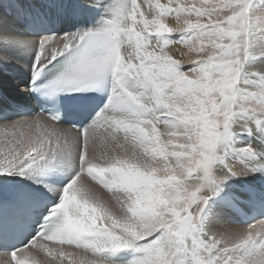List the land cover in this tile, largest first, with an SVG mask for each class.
I'll use <instances>...</instances> for the list:
<instances>
[{"label":"snow or ice","instance_id":"6c2138e0","mask_svg":"<svg viewBox=\"0 0 264 264\" xmlns=\"http://www.w3.org/2000/svg\"><path fill=\"white\" fill-rule=\"evenodd\" d=\"M251 3L169 0L164 6L148 0L145 7L137 0H120L99 30L40 41L37 79L48 63L75 50L57 87L96 84L111 75L112 93L106 111L79 136L49 117L0 126V173L24 175L35 165L52 166L77 152L81 164L44 230L11 253L6 264H100L97 254L129 248L144 254L141 264H174L177 251L189 242L195 245L194 225L207 203L200 193L208 187L215 195L223 179L212 174L218 147L232 137L235 123H241V131L264 124V75L248 82L251 88L241 86ZM173 12L175 28L165 23ZM172 34L184 38L173 42L168 39ZM17 43L18 38L0 33V45ZM176 45L199 58H176ZM185 63L192 66L187 72L182 71ZM206 108L210 128L201 138L199 165L182 179L191 198L159 210L157 188L131 172L128 162L147 172H167L172 168L168 154L155 145H174L181 136L191 139L195 132L185 117ZM200 172L204 183L193 186L190 181ZM73 238H87L84 252L65 249ZM145 240L151 242L141 245ZM191 264H264V234L250 228L241 242L213 234Z\"/></svg>","mask_w":264,"mask_h":264},{"label":"bare ground","instance_id":"6f19581e","mask_svg":"<svg viewBox=\"0 0 264 264\" xmlns=\"http://www.w3.org/2000/svg\"><path fill=\"white\" fill-rule=\"evenodd\" d=\"M119 2L120 0H0V33L18 38L21 41V43L17 44L0 45V86L5 90L7 96L18 103L28 100V84L32 76L33 67L37 64L39 56V43L41 40L48 37L63 38L65 36H79L90 31H97L103 26L104 21L111 18L113 8ZM147 2L148 0H137V3L143 4L145 7ZM151 2L155 4V0H151ZM168 4L169 0H163L162 5L168 6ZM77 7L83 9L85 15L93 23V27H82L77 23L75 20V8ZM102 13H106V17H102ZM36 21L39 22L36 23ZM161 28H165V25L162 24ZM174 38V34L168 37L170 41H173ZM181 40L182 39H179V42ZM175 51L176 53L174 54L176 55V58H178L179 51L177 48ZM180 51L186 55L185 61L189 57L192 59L196 58L194 52L182 45H180ZM250 65L253 66V69L264 72V60H256L252 63L250 62ZM9 110L10 108L8 102L6 100H0V118L4 120L3 122L0 121V126L11 125L24 120H32L37 117H45L43 115H35L32 118L11 116L10 112H8ZM252 124L249 131L234 129L235 131H233V135L227 143H222L220 145L221 150L224 151L220 162L234 171H239L244 177H247V175H254L256 183L261 184L264 188V177L259 176V174L264 176V157H257V151H246V149H250V147H252L250 144L252 142H255L258 146H260V144L264 146V124ZM57 125L62 129L73 130L66 125ZM74 132L77 136L81 134L75 130ZM235 133H237V135H235ZM161 139L165 140L164 137ZM255 139L258 141L256 142ZM2 141L3 136L0 134V142ZM167 146L168 145L163 143H157L155 145L157 149L163 148L164 152L168 154V162L175 168H178V174L183 179V176L187 171L186 169H188V167L186 168L187 164L182 162L179 163V161L173 157V154L167 152ZM163 159V156H157V160L159 162H163ZM250 163L253 164L258 171L255 172L253 168H251L252 165ZM128 167L134 174L145 176L152 181V186L157 188L155 197H158L159 192L163 190V186L172 185L178 182L177 179L171 177L169 170L167 172H147L144 168L135 164L133 161L128 162ZM80 168L81 164L79 161V153L77 152L69 160L58 162L52 166H44L43 164L35 165L24 175L7 173H0V175L16 178L24 189L34 193L35 195L40 197L56 198L58 197L62 186L71 178L75 177L79 173ZM54 174L60 177L59 184H54L50 181V178L54 176ZM160 176H163V178L159 179ZM193 178L198 180H191V184L194 183V185L196 184L195 186L201 185L202 182L196 181H199L202 177L193 176ZM183 196L179 198L173 197L175 199L174 201H176V205L184 200ZM257 197L264 198V192H258ZM240 198L241 196L238 197V199ZM155 199L156 201L158 200L157 198ZM232 199L233 198L231 197L219 200V202L224 204L225 207H222L219 203V206L221 207L218 206V209L215 210L214 213L210 211V215L216 217H214L215 222L211 224L215 225L217 223L219 225V230H216L218 237H223L226 240L241 242V240L247 236L250 228H243L242 226H239L238 218L235 215L237 212V205L231 209L229 206ZM167 204L169 209L173 208L170 202L167 201ZM252 213L264 215V211L262 209H258L256 212ZM240 214L244 216L245 211H240ZM209 217V214H207V218ZM251 229L256 234H264V222L254 225ZM83 239L84 242L81 246L64 245V247L68 251L84 252V245L87 243V238ZM194 239L196 241L195 245L189 242L186 249L177 251L174 257L175 264H191L193 261L190 258L192 253L196 256L203 254L200 253V251L204 250L205 243L195 237ZM141 245L146 244L141 243ZM129 249L136 251L134 248ZM119 251L99 253L96 255V258L100 264H141V261L144 259L143 255V257H136L132 260L120 263L115 261L113 258V255ZM88 254L91 255L90 252ZM179 254H182L181 258H178ZM9 258V255H0V264H6Z\"/></svg>","mask_w":264,"mask_h":264},{"label":"rangeland","instance_id":"374dc122","mask_svg":"<svg viewBox=\"0 0 264 264\" xmlns=\"http://www.w3.org/2000/svg\"><path fill=\"white\" fill-rule=\"evenodd\" d=\"M178 2L186 3L188 2V0H180V1L173 0V3H178ZM160 3L162 4L163 0H160ZM249 16H250V19L252 20V25H251V28L249 31V37H248V41H249L248 56L246 60L244 61V65H243V69L241 73V86L246 87V88L252 87L251 83H248V82L256 81L258 80L260 75H264L263 71L255 70L253 69V66L250 65V62L252 63V62H255L256 60L257 61L264 60V52H263L264 50V0H252L251 8L249 10ZM165 23H167V25L172 28H175L177 26L176 20L174 18V13L171 15L166 14ZM165 28H166V25H165ZM174 36L175 38L173 39V42H179V39L184 38V34H174ZM176 48L179 51L178 59L185 60L186 55H184L180 51V45L175 46L174 53H176L175 51ZM195 59H198V57L196 56ZM191 67H192L191 65L186 63L184 67L182 68V71L187 72ZM210 107H211L210 105L207 106V108H210ZM207 108L203 112L189 111L188 115L185 117V119L187 120V127L189 129H193L195 132V135H193L191 139H189L188 137L181 136L178 138L177 143H175L174 145L167 146V149H168L167 152L173 154L174 155L173 157L177 159L179 163L182 162L184 164H187L186 168L188 167V169H186L187 171L184 175L192 173V170L199 165L201 138L208 133L209 128H210L208 121L211 119V116ZM8 112H10V110ZM10 115L13 116L12 114ZM0 121L3 122L4 120L0 118ZM254 125H257V124H254ZM241 128H242V125L240 122H237L233 125V131H235L234 129L241 130ZM235 135H237V133H235ZM244 136L246 137L245 134ZM164 139L167 140V137H164ZM255 141L257 142L258 140L255 139ZM246 142L249 143L248 141ZM250 144L252 145V147H250L251 151H254V152L257 151V154H256L257 157H260V156L264 157V146L262 144H260V146H258L255 142H252ZM221 151H222L221 146H219L217 149V158L212 164V174L217 178H223V179L218 185L215 186V195L212 194V192L209 190L208 187H203L200 195L207 199V203L204 205H201L203 207V212L200 214L198 222H196L194 225V237L198 240L203 241L206 245L210 243V240L213 234L217 236L216 230L217 229L219 230L218 228L219 225L217 223H216L217 225L215 224L216 226L211 224L215 222L214 220L216 217L210 214L211 212L214 213L215 210L218 209L220 199H226V198H231V197L233 198L230 201L229 206L231 209L233 207H236L237 205V212L235 213V215L238 218L239 226H242L243 228H252L254 225L264 222V217H261L262 214L252 213V212H256L258 209L260 210V208H255L254 205H255V200L258 199L257 197L258 192H264V188L261 186V184L256 183V178L254 175L253 176L247 175L248 177L247 178V177L242 176L239 171H234L231 168L224 166L220 162L221 156L224 153V151L222 152ZM251 165H252L251 168H253L255 172L258 171V169H256L253 164ZM169 171H170L169 174L171 175V177L174 179H177L178 182L172 185L163 186V190H161L158 194L159 198L157 196L155 197L158 199L157 202H158L159 210L169 209L167 201L170 202L172 207H176V201H174L175 199L173 197L179 198L185 195L183 196L184 199L191 198V192L188 191L184 187L182 183V178L178 174V171H179L178 168H175L174 166H172V168L169 169ZM171 171H173L174 173ZM160 175H163V174H160ZM194 176L202 177V179H200L201 181L200 180L196 181V182H202L201 183L202 185L204 182V174L200 172V173L194 174ZM259 176L264 177L261 174H259ZM160 178H163V176H160L159 179ZM195 180H198V179L192 178V181H195ZM192 185L195 186L196 184L194 185L193 183ZM240 196L241 198L238 199V197ZM220 204L222 205V207H225L224 204L222 203ZM240 211H245V215L244 216L241 215ZM207 214H209L210 216L209 218H207ZM159 235L160 234L158 233L156 236L152 237L151 240H155L156 238L159 237ZM151 240H145L140 243L148 244L151 242ZM200 253H204V250L200 251ZM181 255L182 254H179L178 258H181ZM194 255L195 254L193 253L191 254V257H190L191 260H194V258L196 257V255L195 256ZM174 264H175V258H174Z\"/></svg>","mask_w":264,"mask_h":264}]
</instances>
